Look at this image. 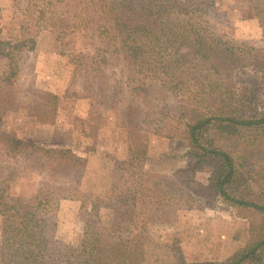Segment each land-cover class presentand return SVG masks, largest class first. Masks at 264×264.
Returning <instances> with one entry per match:
<instances>
[{
    "label": "rangeland",
    "instance_id": "obj_1",
    "mask_svg": "<svg viewBox=\"0 0 264 264\" xmlns=\"http://www.w3.org/2000/svg\"><path fill=\"white\" fill-rule=\"evenodd\" d=\"M177 1L187 30L193 22L244 64L222 73L194 50L164 45L158 51L176 60L183 82L175 93L147 67L93 45L81 22L99 13V0H0V91L9 102L0 106L2 131L85 158L82 173L66 174L0 145V204L26 206L0 215V264L19 261L11 252L31 238L46 264H83L87 246L109 242L136 245L141 264H215L249 243L255 213L218 195L185 129L195 107L225 113L240 96L264 111V72L250 63L264 54V8ZM43 93L58 99L49 123L35 117ZM132 102L134 126L123 117ZM217 144L231 152L230 142Z\"/></svg>",
    "mask_w": 264,
    "mask_h": 264
},
{
    "label": "trees",
    "instance_id": "obj_2",
    "mask_svg": "<svg viewBox=\"0 0 264 264\" xmlns=\"http://www.w3.org/2000/svg\"><path fill=\"white\" fill-rule=\"evenodd\" d=\"M177 3L181 6L177 0H99V13L82 20V29L91 31V41L97 42L93 45L99 44L103 54L119 57L132 68L147 67L148 73L163 84H170V91L175 93L183 90V82L176 60L158 51L164 45L174 47L175 54L183 47L194 50L222 73L232 72L244 64L242 54L236 49L211 39L193 22L187 30L175 15L176 9L178 13L182 9ZM255 8H264V0H256ZM260 54L251 56L250 63L254 70L264 72V54ZM42 96L43 104L33 105L35 117L39 122L49 123L54 120L58 99L51 94ZM243 98L232 100L230 111L225 113L212 114L195 107L186 122L185 138L196 166L210 167L216 191L227 203L256 215V220L249 225V243L215 264H264V111L247 97ZM8 103L0 91V106ZM123 117L134 126L139 117L138 106L128 103ZM2 122L0 118V145L5 155L23 156L37 163L43 161L51 170L66 174L83 172L84 157L69 149L40 146L15 137L2 131ZM220 140L230 142L231 152L217 144ZM0 206L3 207L1 216L9 209H26L25 205ZM38 240L18 242V247L11 252L19 260L15 264H46ZM87 247L88 258L83 264H141L138 249L132 243L109 242L104 246L94 243Z\"/></svg>",
    "mask_w": 264,
    "mask_h": 264
}]
</instances>
